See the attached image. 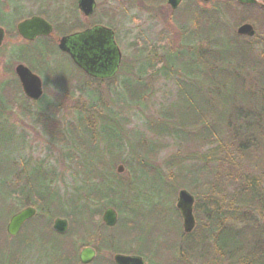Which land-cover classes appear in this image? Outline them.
<instances>
[{"label":"trees","instance_id":"1","mask_svg":"<svg viewBox=\"0 0 264 264\" xmlns=\"http://www.w3.org/2000/svg\"><path fill=\"white\" fill-rule=\"evenodd\" d=\"M208 4L189 0L180 5L178 43L166 40L148 51L136 48L133 58L123 57L117 73L123 76L116 86L127 92L113 90L114 99L92 88L95 92L90 97L88 80L93 78L81 81L79 91L86 92L88 99L86 104L79 101L82 107L70 121L48 115L49 104L43 98L30 104L16 74L1 83L0 136L9 129L18 145L9 146L7 153L0 146V264H83L78 253L86 245L98 252L88 264H115L116 253L142 255L146 264H255L253 257L264 264L259 217L264 216V6L238 0ZM21 11L19 5L12 14L4 15L0 9V24L12 26ZM9 14L12 21L7 20ZM58 16L59 32L73 31L78 18L73 11ZM244 22L255 26L253 37L237 33ZM197 74L204 77L202 85ZM227 77L235 78V95L246 104L235 103L234 97L217 113L192 108L193 97L185 89L224 91ZM158 79L173 80L176 85L174 98L159 105V96L152 93ZM182 100L187 103V115L177 117V125L169 127L167 121L174 115L168 109ZM15 109L17 117L21 113L36 116L44 133L66 149L65 169H59L58 161L29 153L26 128L11 122ZM100 131L107 135L103 143ZM169 139L175 152L160 159V142ZM238 157L262 178L247 173L242 187H233L225 200L218 195L225 180L221 176L236 171ZM118 163L124 165L125 174L113 169ZM225 163L230 167H224ZM147 174L156 176L153 190H164L163 200L150 210L155 221L166 227L168 240L161 244L139 225L146 224L141 221L146 213L137 181ZM181 184L196 197L197 225L191 233L183 232L174 204ZM29 205L37 208V215L17 236L6 234L8 216ZM109 206L120 213L114 227L96 221ZM56 217L69 218L66 233L54 230ZM80 234L85 241L77 239ZM94 236L101 238L96 246L88 241Z\"/></svg>","mask_w":264,"mask_h":264},{"label":"rangeland","instance_id":"2","mask_svg":"<svg viewBox=\"0 0 264 264\" xmlns=\"http://www.w3.org/2000/svg\"><path fill=\"white\" fill-rule=\"evenodd\" d=\"M77 1L78 0H12L11 2H7V0H0V9L4 15L5 13L12 14V11L16 5H19L22 9L21 13L15 16V22L10 23L12 26L8 27L9 31L7 33L6 39L0 47V86L1 83L5 82L4 80L10 79V77L13 79L12 75L16 74L15 67L19 63L18 60L16 61L15 59L18 58V56L21 57L22 60L20 62L30 66L38 75L43 77L42 79L44 80L45 84L42 100L49 104L45 110L46 113L48 115L49 113L55 114V116L58 118L64 119L66 121L72 120L76 110L82 107L81 104H79V101H81L83 104H86V100L88 99L87 94L92 97L95 92L92 91V88L96 91H100L101 93H105L103 94L104 97L107 94L106 97L112 98L113 96L114 99L116 96H114L113 90H116V92L120 94L123 91L127 92V90L122 88V86L118 87L117 89L116 84L119 83L118 81L121 80L123 76L122 74H117L114 77L108 79H92L90 77L92 81L88 80V82L90 83L91 87L90 89L87 87V94L84 91H79V84H81V81L86 83L85 78L89 76L83 70L77 68L74 65V63L68 58L67 53L65 55L64 51L62 52L58 49L57 44L59 43L61 35L82 30L94 24H101L111 27L115 31V37L123 53V57L130 59L133 58L137 53L136 48H145V50L148 51V49H154L155 45H163L166 40L172 43H178V39L180 38L181 34L177 27V22L181 17V8L179 7L180 9L178 8L176 13H173V10L167 3V0H97L96 10L90 16L84 15L78 6L76 8L75 5L77 4ZM183 2H185L187 5L189 0H184ZM199 2L201 5H210L208 4L209 2H204L203 0H199ZM70 11H73L74 15L78 17L77 21H75L76 27L73 28V31L61 33L56 27L60 21L58 15L69 16ZM11 14L7 16V20L12 21L13 18L10 16ZM38 14L45 16L54 24L55 32L52 33L51 36L46 38L42 37L40 40L35 42H25L17 35L16 25L18 21L22 20L23 18ZM75 18L76 17H74V19ZM71 21H73V18ZM4 27L7 29V26L4 25ZM261 35L264 39V31L261 33ZM242 36L246 39L249 37L247 35ZM44 42L46 44H44ZM227 46L231 48L233 53H236L235 48H233L231 45ZM42 59H44L45 63L41 62ZM32 64L34 65V68L32 67ZM196 77L198 81L201 80L202 85V79H204V77H200L199 74H197ZM158 80L159 81H155V84L152 86V93L153 96H155V94L159 96L157 100L159 105L160 102H168L174 98L176 93V85L173 80ZM224 82L226 84L224 86V91L222 90L223 88L221 90L216 88L215 91H210V88H203L200 92L197 90L188 91V89H185V91L190 92L193 97L192 108L197 110L209 109L214 110L215 113H217L219 109L222 108V106L228 107L229 103H231L234 97L237 98L234 100L235 103L246 104L244 100H241L240 96L235 95V78L233 79L227 77L225 78ZM110 84H112V87H110ZM185 96L187 97V95ZM31 102L32 103L30 104L34 105L35 101L33 100ZM186 107V101L183 102L182 100L179 104H175L172 106V108L168 109L172 112V115H174L167 121L169 127L177 125V117L184 116L185 114L187 115ZM15 110L16 113H11L10 115L11 122H16L18 123L16 124L17 126H24L26 128V138L29 141V153H32L34 157L51 160V162L58 161L57 166L59 169H65L68 164L65 162L67 160L63 155V151L65 152L66 149L62 147L61 144L54 142L47 134L44 133L42 125L38 123L39 121H37L36 116L31 113H21L22 116L19 115L17 117L19 111L17 109ZM134 112L135 111L133 110L131 111L132 114ZM215 113L208 112V115H214ZM133 121H135L134 118ZM131 122L132 121L130 120V123ZM134 123L137 125L136 122ZM135 124H131V126H134ZM100 133L101 141L103 143L107 138V135L101 131ZM12 134L13 133L11 130L5 129V133L2 135V137L0 136V146L2 149H6V153L8 152L7 148H9V146L18 145L16 144L18 143V141H16L17 139L12 140ZM160 143L162 144L161 147L163 149L159 155L160 159H166L175 152L176 146L170 139L163 140ZM233 151H235V149ZM12 153L13 150L9 152V154ZM235 162L236 171L231 172V174L224 173V175L221 176L225 177V180L224 185L220 187V192H218V195L220 198L224 197L225 200L228 199L227 196H229L233 191V187H242V183L244 182V178H242V176H245L247 173L250 172L256 177L262 178V174L257 173L255 168L249 166L246 160L240 159L238 157L236 158ZM119 165L120 164L118 163L113 168L117 173ZM225 166L230 167V164L225 163L224 167ZM234 174L235 176H233ZM155 179L156 176L153 174H147V176H144L137 181V188L139 189L138 193L140 194L141 200H144V211L146 213L141 219V221L146 224L139 225L147 236L154 237L156 243L161 244L163 241L168 240V238H166V227L162 223H157L155 221L156 216L152 215L153 213H150L151 207L163 200L164 190H153L155 186ZM183 185L185 184H181L177 188L176 192L182 188L188 189L187 187H183ZM177 194L174 196L175 205L177 202ZM116 210L119 213L118 209ZM11 215L8 216L7 222ZM102 216L103 213L102 215L97 216L96 221L105 225ZM259 217L261 218L264 229V216L262 217L259 215ZM67 219L69 220V218ZM119 220L120 219H118V222ZM5 233L8 234L6 229ZM82 236L83 234H80L77 239H80V241H85ZM88 241H92L96 246L98 241H101V238L94 236L93 240ZM240 244H242L244 247L246 246L244 240H240ZM104 254L109 256L106 252H104ZM252 259H254L255 264H262L261 259L256 257H253Z\"/></svg>","mask_w":264,"mask_h":264},{"label":"water","instance_id":"3","mask_svg":"<svg viewBox=\"0 0 264 264\" xmlns=\"http://www.w3.org/2000/svg\"><path fill=\"white\" fill-rule=\"evenodd\" d=\"M173 10H176L183 0H167ZM209 2L211 0H203ZM243 4H259V0H238ZM96 0H78L79 9L86 15H91L96 8ZM53 29L46 19L33 16L18 24L19 33L27 38L34 39L41 34H49ZM238 34L254 36L255 27L245 22L237 29ZM5 38V29L0 26V46ZM59 47L68 52L74 61L86 73L98 78L113 77L119 70L122 52L114 39V31L103 25H96L83 32L63 36ZM16 73L20 78L22 88L26 96L32 100H38L43 95V82L39 75L35 74L28 66L19 64ZM118 172L123 173L124 165H119ZM195 197L187 189H181L178 193L177 207L179 208L183 228L186 233L194 230L196 218L194 215ZM37 214V208L26 206L14 213L8 220L6 230L9 235L17 236L24 225ZM103 221L107 226L113 227L118 222V212L113 207H107L103 213ZM54 229L64 234L69 229V221L66 218L57 217L53 223ZM97 256V250L93 246H85L79 252V259L83 264L92 262ZM116 264H145V259L137 254L117 253L114 255Z\"/></svg>","mask_w":264,"mask_h":264},{"label":"flooded vegetation","instance_id":"4","mask_svg":"<svg viewBox=\"0 0 264 264\" xmlns=\"http://www.w3.org/2000/svg\"><path fill=\"white\" fill-rule=\"evenodd\" d=\"M32 16H34V15H32ZM32 16H29V17H26V18H30V17H32ZM36 16H41V17H43V18H45L50 24H52V26H53V29H52V31L49 33V34H41V35H38V36H36L34 39H27V38H25V37H21V34L18 32V27H17V25H16V31H17V35L21 38V39H23L25 42H28V43H32V42H35V41H37V40H40V38H46V37H48V36H51L52 35V33H54L55 32V26H54V24L49 20V19H47L45 16H43V15H36ZM26 18H24V19H26ZM18 24V23H17ZM3 26V25H2ZM5 28V39H6V36H7V33H8V27H7V29H6V27H4ZM88 29H91L92 27L90 26V27H87ZM86 29V28H85ZM88 29H86V30H88ZM82 30H84V29H82ZM79 31H81V30H79ZM74 32H76V31H74ZM61 37H62V35H61ZM59 44V43H58ZM58 44H57V46H58ZM65 55H66V53H65ZM67 56L70 58V56H69V54H67ZM71 59V58H70ZM71 61L75 64V62L71 59ZM76 65V64H75ZM78 67V66H77ZM79 68V67H78ZM80 69V68H79ZM17 76V75H16ZM18 77V76H17ZM19 79V78H18Z\"/></svg>","mask_w":264,"mask_h":264}]
</instances>
